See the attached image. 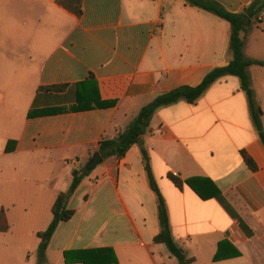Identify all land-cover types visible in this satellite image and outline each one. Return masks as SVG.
<instances>
[{"label": "crops", "instance_id": "0c3cea01", "mask_svg": "<svg viewBox=\"0 0 264 264\" xmlns=\"http://www.w3.org/2000/svg\"><path fill=\"white\" fill-rule=\"evenodd\" d=\"M211 1L231 13L252 2ZM82 7L77 18L56 0H0V211L9 226L0 232V264H108L96 250H112L114 264H178L154 242L157 197L140 145L122 159H102L81 181L68 202L73 216L58 225L42 260L37 235L72 171L102 139H115L156 96L196 87L228 65L230 26L183 0H83ZM261 50L264 14L244 58L264 61ZM246 71L264 114V67ZM51 86L66 89H41ZM96 99L115 105L71 110ZM46 110L53 112L40 115ZM142 147L171 235L191 264H264V144L236 77L215 82L194 104L159 109ZM170 174L192 179L206 199L186 184L177 188ZM215 190L227 207L210 197Z\"/></svg>", "mask_w": 264, "mask_h": 264}, {"label": "trees", "instance_id": "16d2710c", "mask_svg": "<svg viewBox=\"0 0 264 264\" xmlns=\"http://www.w3.org/2000/svg\"><path fill=\"white\" fill-rule=\"evenodd\" d=\"M183 1L191 7H195L211 13L229 24L230 37L228 49L230 54V61L228 65L212 70L196 87L181 86L174 90L156 96L150 103L143 106L139 110L131 123L115 139H102L98 143V153L102 159H122L132 146H141V153L143 156V160L145 161V170L147 172L149 186L157 197V213L160 233L154 238V242L164 245L169 254L177 260L178 264H191L193 260L186 256L182 248L177 245L171 235L166 204L151 173L147 151L142 147V136L147 132L153 115L159 109L174 105L182 101L189 104H194L215 82L225 77H236L240 82L241 90L247 98L253 124L258 132L262 144H264V124H262L261 120L262 115L264 114H262L261 107L255 99L253 90L251 88V82L246 71L247 68L252 65L264 67V61L247 60L243 55V48L248 33L254 27H258V25L261 23V15L264 14V0H252L251 4L245 7L240 13H231L217 2L211 0ZM56 3L71 14L75 15L77 18H80L83 14V0H56ZM41 89L53 93H62L66 89V86H51ZM114 105L115 102H103L99 99L86 103H80V101H77V106H75L71 110L79 111L92 108L100 109ZM52 112L53 111L46 110L41 112L40 115H46ZM29 116L34 115L32 114V112H29ZM242 158L251 171H257L255 162L246 152H242ZM90 173L91 171L87 172L85 170V167L74 169L71 173L72 179L69 188L66 192H62L57 195L52 207V221L44 232H41L37 235L40 241L37 250L40 260L44 258L45 251L47 250L48 244L58 225L60 223L68 221L73 216V211L68 209L69 199L76 191L81 181ZM168 178L177 188H181L183 184H186L201 199H206V196H204L194 185L192 179L183 182L177 176H174L172 174L168 175ZM210 197L217 198L225 207H227L225 201L220 196V193L217 190H215L213 195ZM8 228L9 226L7 224L5 213L3 210H1L0 232L4 233L8 230ZM94 252L107 255L108 264L116 263V258L112 250H96ZM235 255L237 256L238 253H236ZM221 259L222 257L219 255V253H217V255H215L214 257V261H219ZM65 261L68 262L67 254H65ZM81 263L87 264L86 262Z\"/></svg>", "mask_w": 264, "mask_h": 264}, {"label": "water", "instance_id": "95a60500", "mask_svg": "<svg viewBox=\"0 0 264 264\" xmlns=\"http://www.w3.org/2000/svg\"><path fill=\"white\" fill-rule=\"evenodd\" d=\"M102 162V158L99 155V153H95L93 154V156L91 157V159L86 163L85 165V170L87 172L92 171L96 166H98L100 163Z\"/></svg>", "mask_w": 264, "mask_h": 264}, {"label": "rangeland", "instance_id": "374dc122", "mask_svg": "<svg viewBox=\"0 0 264 264\" xmlns=\"http://www.w3.org/2000/svg\"><path fill=\"white\" fill-rule=\"evenodd\" d=\"M251 48H252V47H251V45H250V46L248 47L247 53H249V52L251 51ZM261 52H264V51L261 50ZM257 70H259V69H257ZM84 166H85V164H84ZM84 166H83V167H84ZM80 168H82V167H80Z\"/></svg>", "mask_w": 264, "mask_h": 264}]
</instances>
